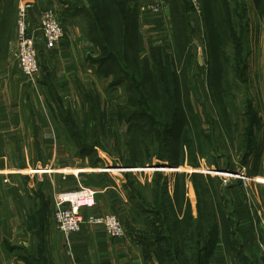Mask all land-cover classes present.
<instances>
[{
	"label": "crops",
	"instance_id": "crops-1",
	"mask_svg": "<svg viewBox=\"0 0 264 264\" xmlns=\"http://www.w3.org/2000/svg\"><path fill=\"white\" fill-rule=\"evenodd\" d=\"M257 1L262 11L253 12L251 20L259 22L260 41L250 63L264 107V0ZM19 2L27 8L38 48L40 71L33 77L22 72L15 55ZM255 2L247 0L250 7ZM177 3L139 0L141 56L151 57L152 48L174 52ZM47 5L60 14L65 28L64 38L50 49L41 30ZM193 14L185 21L188 60L179 69H185L189 100L194 101L196 87L198 103L193 104L201 125L198 130L179 127L168 137L169 159L157 155L156 139V155L134 165L127 156L141 140L130 135L135 121L128 118L127 97L122 85L100 71L96 58L101 51L69 0H0V264H264V230L258 222L264 213V109H256L249 128L235 109L230 110L232 127L214 105L206 110L213 103L204 88L208 61L202 51L197 62L191 58L201 25L195 26ZM192 70H197L193 77ZM208 112L212 130L204 121ZM209 138L211 157L204 149ZM113 157L137 173L101 170L116 163ZM204 163L232 170L244 165L251 188L202 173ZM149 164L161 168L154 172ZM79 185L97 192L95 205L84 215L115 213L126 229L124 237H110L103 226L90 223L69 235L58 229L53 194ZM207 232L214 234L209 246ZM197 242L202 246L198 254Z\"/></svg>",
	"mask_w": 264,
	"mask_h": 264
},
{
	"label": "trees",
	"instance_id": "trees-1",
	"mask_svg": "<svg viewBox=\"0 0 264 264\" xmlns=\"http://www.w3.org/2000/svg\"><path fill=\"white\" fill-rule=\"evenodd\" d=\"M226 1L224 0L225 3ZM175 2H178L174 12L178 47L172 53L152 48L151 57H149L141 56L144 44L137 27L139 0H87V2L85 0H69L70 10L82 18L86 26L84 30L89 39L101 51L99 58H96L100 71L107 76L112 75L114 77L113 84L126 87L125 93L128 96L126 111L128 118L135 121V123L132 122L135 135H153L155 139H158L157 155L164 159L170 158L167 145L168 137L179 127L187 126V130L189 127L192 128L190 120H188V118L191 119V115H195L197 118L191 100L187 105L189 109L187 117L180 102L181 96L183 99L184 94L188 95L186 81L182 79V77L185 79L184 70L179 69V65H186L181 59L183 54L188 56V51L185 39L184 12L182 9L176 10V7L179 8L184 2L183 0H175ZM185 2L189 4L188 0ZM226 13L227 22L232 31L231 23L228 21L230 17L228 9ZM146 89L149 91L144 92ZM150 92L153 93L156 100L161 102L159 109L152 107L145 110L142 108L143 106L147 107V104L150 107V100L147 101L145 98V94ZM130 108L140 109L131 110ZM144 120L146 124L143 122ZM136 136L133 138H140ZM136 146L140 149L139 144ZM141 146H145L143 151H148L146 142L142 143L141 140ZM148 157L149 153L146 159L141 162L143 164L148 162L150 160ZM213 237L212 232L206 233L207 246ZM201 247L197 242L196 254ZM193 263H197V260Z\"/></svg>",
	"mask_w": 264,
	"mask_h": 264
},
{
	"label": "rangeland",
	"instance_id": "rangeland-1",
	"mask_svg": "<svg viewBox=\"0 0 264 264\" xmlns=\"http://www.w3.org/2000/svg\"><path fill=\"white\" fill-rule=\"evenodd\" d=\"M175 1V0H174ZM189 1V0H188ZM226 1V0H225ZM199 7L198 10H196L189 1V8L185 3H181L182 5L177 8L182 9V12H184V29L186 32V25L185 21L188 20V13H194L192 15L191 20L194 22L195 26L197 24L199 25V21L201 22L200 26V32H198V37L196 36V45H192L193 47V54H191V58L193 61L197 62V57L199 56V52L202 51V57H204V60L207 62V70H208V82H206L205 92H208L210 99H212V104H207L206 110H210L213 108L212 105L216 107V109L219 112V115L222 119L226 120L230 126H233V117L230 113V110H236V115L239 118H242V122L245 126L249 128V126L252 125L254 120L257 119L256 111L259 109H264L262 106V100L260 99V84L257 82L254 84V81H256L257 77L252 76L251 72V63L255 62L253 57L254 47L257 46L259 39V33H260V26L259 22L252 23L251 20V14L253 12L262 11V7L256 0L255 7L249 6L247 3V0H227L226 3L224 0H198ZM23 5L18 3L17 11H16V17H18L19 7ZM25 8L26 6L23 5ZM175 6V5H174ZM187 8V9H186ZM194 9V10H193ZM229 11V20L231 23L232 31L230 30L229 24L227 22V13L226 10ZM27 10V8H26ZM193 10V12L191 11ZM44 11V10H43ZM57 12V11H56ZM43 14V13H42ZM57 14L60 16V14L57 12ZM175 15V14H174ZM42 18V16H41ZM198 20V22H197ZM80 25L84 29L85 22L82 21ZM16 26H17V19H16ZM198 29V28H197ZM194 32V30H193ZM232 33V36L230 34ZM65 36V34H64ZM64 38V37H63ZM62 38V39H63ZM201 38V40H199ZM186 41L188 42L187 32H186ZM61 41V40H60ZM59 41V42H60ZM142 41V40H141ZM200 41V43H199ZM45 43V41H44ZM46 46V45H45ZM55 46V45H54ZM52 46L51 48H53ZM37 47V44H36ZM178 47V43L176 42L175 50ZM48 48V47H47ZM38 49V48H37ZM50 49V48H49ZM162 51V50H161ZM189 56V53H188ZM188 56L186 54H183L182 59L183 62L187 63ZM99 58V57H98ZM97 58V59H98ZM96 59V60H97ZM40 63V62H39ZM181 68L183 66L179 65ZM185 71V69H184ZM183 71V72H184ZM195 71V73H194ZM197 73V70H192V77L195 76ZM112 78V82L114 80V77L112 75H109ZM183 80L187 81L186 74L185 79L182 77ZM207 80V79H206ZM192 99L191 102H196V87L192 85ZM209 87V89H208ZM151 90L152 88H148ZM146 89L144 92H147ZM186 89L188 91V86L186 85ZM126 87L122 85V92L126 95L127 101L128 96L125 93ZM148 90V91H149ZM199 92L202 94V91ZM185 93V92H184ZM200 96V95H199ZM203 96V94H202ZM145 98L147 101H149L150 107L147 104L146 106H143L145 110H149V108H156L159 109L161 106V102L156 100L153 96V93L145 94ZM204 98V97H203ZM181 104L183 106L184 112H186V117L189 116V109L187 107L189 103L188 95L184 94V98L182 99L181 96ZM211 103V101H208ZM131 110H139L138 108H130ZM257 109V110H256ZM205 110V109H204ZM149 112V111H148ZM151 113V112H149ZM209 115L204 118V121L209 124L208 128L212 130L214 119ZM210 116V117H209ZM264 120V117H262ZM189 123H191L192 130H198L199 125H201L200 120L197 116L191 115V119ZM225 121V122H226ZM146 124V121H143ZM194 132V131H193ZM130 133V132H129ZM131 138L133 136H136L133 131L130 133ZM139 136V135H138ZM136 136V137H138ZM140 140L143 142H146L148 144V151L144 150L145 146L140 145V149L136 148L135 145H133V149L129 151V156H127L130 161L135 162L137 165L143 164L141 161L146 159L147 154L149 153V159H151L154 155H156L157 147L155 145L156 139L153 135L146 136L141 135L139 136ZM211 139L214 140V137L211 133ZM210 138L207 140V143H205L206 147L204 146V149L207 151V155H209V151L213 149L214 143ZM167 145L171 147L170 140L168 139ZM159 148V146H158ZM174 149V147H172ZM170 149V148H169ZM203 149V150H204ZM142 150V151H141ZM170 155V152H169ZM211 157V155H209ZM213 158V157H212ZM116 160V163L114 161L110 162L112 166H118V165H125L121 162V159L114 158ZM212 160V159H211ZM226 160V158L222 159V161ZM209 161V159H208ZM208 164V163H207ZM203 164L205 168L209 167L211 169H217L229 172H235L237 170H232L229 167H218L215 165H207ZM203 165L199 168L202 169V173L208 174V172L204 169ZM166 166V165H163ZM127 168H135L133 165L126 164ZM151 171L159 170L160 166L157 165L156 167H152L150 164L149 166ZM215 167V168H214ZM245 166L242 165L239 169L243 170L246 173V177L244 179L242 178H235L232 179V181H225L222 177H219L214 174H208V175H214L224 183V184H236L241 183L246 186V188L250 189L251 182L253 181L250 179V176ZM113 173V172H112ZM137 173V170L134 169L132 171L128 170V173L124 175H132L134 176ZM77 188V187H76ZM75 189V188H74ZM71 190V189H70ZM66 191V190H65ZM64 192V191H60ZM59 192H56L53 194L52 201L54 202V195ZM86 209V208H85ZM54 216V205H53V212ZM115 214V213H114ZM84 215V211H83ZM95 215V214H91ZM87 218L88 216H85ZM264 218V213H260L258 215V222L262 229L264 230V227L261 224V220ZM96 225V224H95ZM102 226V225H101ZM58 227V226H57ZM105 229V228H104ZM126 230V229H125ZM61 231V230H60ZM106 231V230H105ZM62 232V231H61ZM80 232V231H79ZM64 233V232H62ZM77 233V232H76ZM107 233V232H106ZM65 234V233H64ZM66 235V234H65ZM111 237V236H110ZM124 237V236H123ZM122 238V237H121Z\"/></svg>",
	"mask_w": 264,
	"mask_h": 264
},
{
	"label": "built area",
	"instance_id": "built-area-1",
	"mask_svg": "<svg viewBox=\"0 0 264 264\" xmlns=\"http://www.w3.org/2000/svg\"><path fill=\"white\" fill-rule=\"evenodd\" d=\"M191 5L198 10V0H189ZM154 11H159L160 6H152ZM41 30L45 45L51 48L57 44L65 34V28L56 9L47 5L43 11L41 18ZM18 58L22 72L28 76L33 77L40 71V63L38 58V49L36 47L35 37L29 31L28 13L26 8L21 5L19 7L17 17V50L15 53ZM156 167V166H154ZM204 167V165H203ZM161 168V167H160ZM159 168V169H160ZM167 168V166H165ZM215 168V167H214ZM136 168H127L126 165L112 166V164H105L101 170L106 172H115L116 174L124 175ZM204 169L208 174H214L222 177L226 182L232 181L235 178L244 179L246 173L238 169L235 172L211 169L209 167ZM96 191L90 187L79 185L75 189L59 192L54 195V218L58 229L66 235L76 233L82 230L84 223L102 225L107 234L113 238H121L126 235L125 227L114 213L89 215L87 218L83 215L85 208H91L95 205ZM264 227V218L261 220Z\"/></svg>",
	"mask_w": 264,
	"mask_h": 264
},
{
	"label": "water",
	"instance_id": "water-1",
	"mask_svg": "<svg viewBox=\"0 0 264 264\" xmlns=\"http://www.w3.org/2000/svg\"><path fill=\"white\" fill-rule=\"evenodd\" d=\"M85 2H87V0H85Z\"/></svg>",
	"mask_w": 264,
	"mask_h": 264
}]
</instances>
